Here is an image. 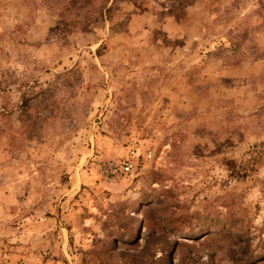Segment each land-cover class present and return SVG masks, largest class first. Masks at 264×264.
Segmentation results:
<instances>
[{
    "label": "rangeland",
    "instance_id": "rangeland-1",
    "mask_svg": "<svg viewBox=\"0 0 264 264\" xmlns=\"http://www.w3.org/2000/svg\"><path fill=\"white\" fill-rule=\"evenodd\" d=\"M259 2L0 0V264H264Z\"/></svg>",
    "mask_w": 264,
    "mask_h": 264
},
{
    "label": "built area",
    "instance_id": "built-area-1",
    "mask_svg": "<svg viewBox=\"0 0 264 264\" xmlns=\"http://www.w3.org/2000/svg\"><path fill=\"white\" fill-rule=\"evenodd\" d=\"M135 158V160H134ZM139 156L134 151L130 153V157L124 160L108 161L103 163L101 171L108 180H117L132 175L138 166ZM146 158L150 159L151 154H146Z\"/></svg>",
    "mask_w": 264,
    "mask_h": 264
},
{
    "label": "trees",
    "instance_id": "trees-1",
    "mask_svg": "<svg viewBox=\"0 0 264 264\" xmlns=\"http://www.w3.org/2000/svg\"><path fill=\"white\" fill-rule=\"evenodd\" d=\"M75 1H77V0H71V3L70 4H75ZM110 0H103V2H104V4L106 3V2H109ZM112 1H114V0H112ZM259 5H261V8L264 10V5H262V2H259ZM111 6V5H110ZM263 6V7H262ZM263 20H264V17H263ZM83 28L85 29V26H83ZM82 31H84V30H82ZM242 264H244V263H242Z\"/></svg>",
    "mask_w": 264,
    "mask_h": 264
},
{
    "label": "crops",
    "instance_id": "crops-1",
    "mask_svg": "<svg viewBox=\"0 0 264 264\" xmlns=\"http://www.w3.org/2000/svg\"><path fill=\"white\" fill-rule=\"evenodd\" d=\"M68 255V254H67ZM8 259H9V261H10V263L9 264H13V257L11 256V255H9L8 257H7ZM45 264H47V263H45Z\"/></svg>",
    "mask_w": 264,
    "mask_h": 264
}]
</instances>
